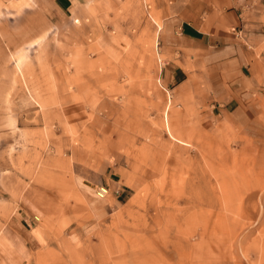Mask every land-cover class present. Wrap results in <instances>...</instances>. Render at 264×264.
<instances>
[{
	"label": "rangeland",
	"instance_id": "obj_1",
	"mask_svg": "<svg viewBox=\"0 0 264 264\" xmlns=\"http://www.w3.org/2000/svg\"><path fill=\"white\" fill-rule=\"evenodd\" d=\"M157 22L0 0V264H264V92L225 117L203 81L174 98Z\"/></svg>",
	"mask_w": 264,
	"mask_h": 264
},
{
	"label": "crops",
	"instance_id": "obj_2",
	"mask_svg": "<svg viewBox=\"0 0 264 264\" xmlns=\"http://www.w3.org/2000/svg\"><path fill=\"white\" fill-rule=\"evenodd\" d=\"M75 1L86 2L45 0L66 16ZM142 1L148 13L152 11L159 20L160 80L174 92V98L186 97L192 86L203 81L206 98L225 117L239 113L242 99L252 91L264 92V0ZM172 133L184 140L173 129ZM128 188L108 187L103 201L107 206L122 204L129 198ZM21 256L15 254L16 264L23 263Z\"/></svg>",
	"mask_w": 264,
	"mask_h": 264
},
{
	"label": "built area",
	"instance_id": "obj_3",
	"mask_svg": "<svg viewBox=\"0 0 264 264\" xmlns=\"http://www.w3.org/2000/svg\"><path fill=\"white\" fill-rule=\"evenodd\" d=\"M100 193H102V196L100 195ZM107 193H108V188H106V187L100 188V191L98 192L99 196H101V197H105Z\"/></svg>",
	"mask_w": 264,
	"mask_h": 264
}]
</instances>
